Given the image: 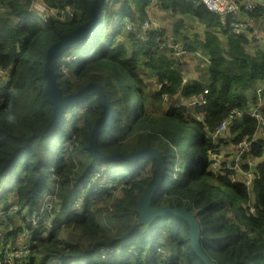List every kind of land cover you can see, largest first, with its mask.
I'll use <instances>...</instances> for the list:
<instances>
[{"label": "trees", "instance_id": "trees-1", "mask_svg": "<svg viewBox=\"0 0 264 264\" xmlns=\"http://www.w3.org/2000/svg\"><path fill=\"white\" fill-rule=\"evenodd\" d=\"M42 1L55 13L40 20L28 14L32 0H0V69L5 72L0 76V207L37 208L57 184L51 214L60 219L48 228H31V253L22 264H202L183 220L167 215L139 224L135 203L155 179L152 157L141 166L137 162L147 157L103 161L88 151L89 132L103 111L97 95L65 108L61 121L43 135L52 118L44 92L46 50L59 35L90 18L91 0ZM150 2L103 0L95 33L56 57L57 81L64 94L92 81L107 88L113 119L98 136L97 148L105 155L159 150L165 170L151 206H182L197 213L200 243L210 259L216 264H264V143L253 137L258 126L264 129V39L254 37L251 27L232 32L231 17L221 18L203 5L155 0L158 9L176 18L177 29L184 28L186 17L202 26L180 44L200 62L201 68L195 66L203 77L190 80L188 67L173 57V48L164 45L165 52L160 51L156 32L139 36ZM237 4L240 14L264 31V0ZM124 19L130 21L128 30ZM139 64L161 82L152 93L157 96L153 106L137 74ZM258 88L262 125L250 115ZM198 98L204 103L190 105L193 119L183 102ZM224 125L234 144L250 143L251 181L241 165L232 171L223 159L212 166L208 153L220 149ZM54 129L67 130V135L64 142L56 140L48 171L46 137ZM15 232L12 227L5 236Z\"/></svg>", "mask_w": 264, "mask_h": 264}, {"label": "water", "instance_id": "water-1", "mask_svg": "<svg viewBox=\"0 0 264 264\" xmlns=\"http://www.w3.org/2000/svg\"><path fill=\"white\" fill-rule=\"evenodd\" d=\"M103 0H91L89 13L90 18L74 30L59 35L56 42L52 43L46 50L44 71V92L45 99L52 106V118L45 127L44 134L49 133L51 128L55 127L62 119L63 110L80 100L97 95L102 103V115L96 118L92 124L88 135L87 149L96 160L103 161H136L144 157H152L156 163V174L153 183L148 186L142 195L136 200L135 212L139 217V224H149L158 217L172 215L187 223L188 238L190 247L202 264H216L204 252L200 243V227L197 213L189 212L185 207H152L151 199L153 194L161 188L162 176L165 170V163L162 153L157 149L144 148L127 154L116 153L105 155L97 148L98 136L106 130L113 119V108L110 104L109 93L107 88L98 81H92L83 86L80 90L72 94H64L63 89L57 81V74L54 69L56 57L64 50L80 43L83 39L93 35L98 28L101 20L100 6Z\"/></svg>", "mask_w": 264, "mask_h": 264}, {"label": "rangeland", "instance_id": "rangeland-1", "mask_svg": "<svg viewBox=\"0 0 264 264\" xmlns=\"http://www.w3.org/2000/svg\"><path fill=\"white\" fill-rule=\"evenodd\" d=\"M247 1H249V0H247ZM237 2L239 4H243L244 0H239ZM250 5L252 6L251 3H250ZM146 12H147L148 18L145 21V23L142 25V29L145 31L143 32L141 30V32H139L140 33L139 36L141 38L145 39L146 31L156 32L155 42H157L158 46H160V51L165 52L164 50L161 49V47H163L164 45L166 46V48H169V50H170V48H173V50H174L173 54L175 55L173 57H177L178 59H180V61L183 65L187 61L189 64L192 65V67L194 66L193 68H195V71L193 73L194 74L193 77H195V74H197V76L199 78H202L203 74L199 71V69L193 63V62H195L198 65V67L201 68L199 65L200 62L196 59V56L193 55L192 53H190V52L185 53V51H183V49H182V46L180 45L183 42L182 41L183 38L190 36L191 31L201 32L202 26L198 25L199 27H197L193 23H191L189 20L185 19V20H183L184 28L177 29V27L175 25L176 18H174L168 12L158 9V7L155 4V0H151L150 4L146 7ZM188 18L192 22L193 21L195 22V20L192 19L191 17H188ZM233 18L235 20H238L239 22H243L246 24V27L244 29L245 31L251 27V30H252L251 34L254 37H258L259 39H264V31L263 30L259 31L258 29H256V22L254 20L248 19L247 17L246 18L243 17L240 14L239 9H238L237 13L233 17H231V19H233ZM117 19L119 20V18H117ZM247 21L249 22V25L247 24ZM129 22H130L129 20L124 19L125 30H128V23ZM230 29L232 31V28H230ZM187 43H190V41H187ZM65 58L69 59L71 57L66 56ZM137 74H138V76L141 79V82L143 84L144 93L147 94V97H149L150 103L153 106L154 102H155L154 99H157V96L152 95V93L155 92V90H158V83L161 84V82L158 81L157 76L155 74L151 73L144 65L141 67V65L139 64ZM186 77H188V76H186ZM187 80L188 79H186V81ZM150 87H153L154 89H150ZM257 91H256L257 95L261 98L260 94H261L262 89L258 88ZM162 101L163 102L161 103V105L164 106L167 102V96H166V98H163ZM183 103H185V105H186L185 113L188 114L189 116H192L193 119H196L195 118L196 114L194 112H192L193 110L190 107V105L186 104L189 102H183ZM134 104L136 105L137 102H135ZM257 106H258V103L256 105H254V107L251 109V114H252V112H254L253 110ZM259 108H260V105H259ZM75 109L76 108H69V109H66V111L74 112ZM261 114H262V112H261ZM252 117L256 120L258 125L263 124V119L260 117L259 114L255 113V115H252ZM224 130H225V132L218 135L219 136V138H218L219 143H221L220 149L217 150L214 148L215 150H217L216 153H214L212 151H209V153H208V155L210 157H212L211 158L212 159V166L219 164V163H223L222 161H223V159H225L224 162L228 165L227 167H230L229 169H231L232 171H234L237 166L241 165V166H243V168L245 170V174L248 176L251 175L252 170L254 169V160L251 158H248V161H247V159H243V157L240 154V151H245V149H246V147H243V145H242L243 142L248 141V140H244L241 143H235L234 144L230 140L232 134L230 132H228V130L226 128ZM66 135H67V130L54 129L53 132L50 133L46 137L48 171L51 170L52 162L54 160L55 148H56V144H57L56 140L62 139V141L64 142ZM253 137H255L256 139H258L259 141H262L264 143V129H262L261 127L258 126V130H257L256 134L253 135ZM110 138H113V137L111 136ZM124 148L130 149L131 147L128 144H125ZM150 159H151V157L140 159L137 162V164L142 166V165H144L145 162L149 161ZM230 161H232L233 164L229 165L228 163ZM245 161H247V163H245ZM243 164H245L246 167ZM171 169H172V162L168 159L167 164H166V171L169 173L171 171ZM248 179L251 180L252 176H249ZM24 216H25V214H24ZM25 221H27V220L23 219L19 213L10 214V217L5 221V223H3V225H0V227H2V230L4 233H5V231H11L12 227H15V229L17 231L14 234H16V233L18 234V233H21L23 231H27L28 237L25 240V244L28 245V241H29L28 239L31 235L32 229H31V226L29 225V222L27 224ZM21 228H22V230H21ZM17 234L15 235V238H16ZM87 244H88V240L84 239L83 245L86 246ZM184 251H189L188 247L185 248Z\"/></svg>", "mask_w": 264, "mask_h": 264}, {"label": "built area", "instance_id": "built-area-1", "mask_svg": "<svg viewBox=\"0 0 264 264\" xmlns=\"http://www.w3.org/2000/svg\"><path fill=\"white\" fill-rule=\"evenodd\" d=\"M188 1H190L195 5H203L207 10L217 14L218 16L224 19L226 17H233L239 9L236 0H188ZM246 6L251 7L250 3L247 2H246ZM50 13H55V12L48 10L47 5L42 0H32V5L28 10L29 15L38 19L40 18L43 19V16L45 14H50ZM247 24L249 25L248 21ZM245 27H246L245 23L239 22L234 18L230 22V28H232V31L236 34L243 33L245 31L244 30ZM4 74L5 72L0 69V76ZM260 102H261V98L258 96V100H257L258 106L253 110L254 112H252V114L250 111L251 116L255 115V113L260 115L259 112ZM203 103L204 100L202 98H198L195 101L186 104L199 106ZM225 128H226L225 125L222 126L220 131L224 130ZM242 145L243 147H246L245 149L246 151L249 150V146H250L249 142L244 141ZM242 153L243 151H240V154ZM56 189H57V184H55L54 188H51L49 191L45 192L37 208L30 209L25 206L23 207L18 206V204H11L6 207H0V225H3V223H5V221L8 219L10 214H15V213H19L23 219H26L27 221L25 222L27 224L29 222L31 228L40 224H43L48 228L49 226H51V223L53 221L59 222L60 219H55V217H52L51 214V200L54 197L53 191H55ZM16 234L13 235L10 234L11 236L6 237L5 233L2 230V227H0V264H22L26 262L27 256L30 255L31 245L29 244V241H28V245L25 244V240L28 237L27 231L18 233L15 238Z\"/></svg>", "mask_w": 264, "mask_h": 264}, {"label": "crops", "instance_id": "crops-1", "mask_svg": "<svg viewBox=\"0 0 264 264\" xmlns=\"http://www.w3.org/2000/svg\"><path fill=\"white\" fill-rule=\"evenodd\" d=\"M171 18V17H170ZM185 19H187V20H189L191 23H193L195 26H197V27H199L198 26V24H195V22L193 21H191L188 17H186V18H184V20ZM193 32H195V33H200V32H198V31H193ZM192 33V32H191ZM188 38L189 39H191V36H188ZM195 65H196V63L195 62H193ZM184 65H186L187 67H188V70H187V72H186V75L187 76H190L192 79H190V80H196L197 79V74H195V77H193V73H194V71H195V68H193L192 67V65L191 64H189L187 61H186V63L184 64ZM154 87V86H153ZM153 87H150V89H154ZM246 150L245 151H243V153L241 154V156L243 157V159H247V156H248V154H246ZM261 159H262V161H264V152H263V154H262V157H261ZM248 161V160H247ZM246 175V174H245ZM249 176H252V174L251 175H249ZM249 176L248 175H246V177H247V179L249 178ZM248 181H249V179H248ZM247 181V182H248ZM251 181V180H250Z\"/></svg>", "mask_w": 264, "mask_h": 264}]
</instances>
